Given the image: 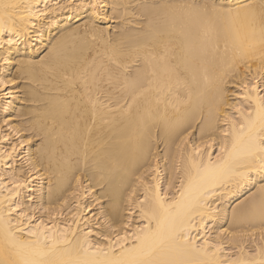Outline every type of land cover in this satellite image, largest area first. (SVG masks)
<instances>
[{
	"label": "bare ground",
	"instance_id": "bare-ground-1",
	"mask_svg": "<svg viewBox=\"0 0 264 264\" xmlns=\"http://www.w3.org/2000/svg\"><path fill=\"white\" fill-rule=\"evenodd\" d=\"M0 264H264V0H0Z\"/></svg>",
	"mask_w": 264,
	"mask_h": 264
},
{
	"label": "rangeland",
	"instance_id": "rangeland-1",
	"mask_svg": "<svg viewBox=\"0 0 264 264\" xmlns=\"http://www.w3.org/2000/svg\"><path fill=\"white\" fill-rule=\"evenodd\" d=\"M115 25V24H114ZM114 25H112V26H114Z\"/></svg>",
	"mask_w": 264,
	"mask_h": 264
}]
</instances>
